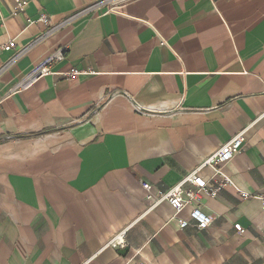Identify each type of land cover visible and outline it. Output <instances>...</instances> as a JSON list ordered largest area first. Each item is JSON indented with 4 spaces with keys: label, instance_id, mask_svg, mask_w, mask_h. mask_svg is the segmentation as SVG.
<instances>
[{
    "label": "crops",
    "instance_id": "crops-1",
    "mask_svg": "<svg viewBox=\"0 0 264 264\" xmlns=\"http://www.w3.org/2000/svg\"><path fill=\"white\" fill-rule=\"evenodd\" d=\"M98 1L15 15L0 0V46L15 45L0 70L26 50L0 72V264H264V0H134L66 22ZM243 130L233 184L199 200L212 224L181 228L190 207L154 198Z\"/></svg>",
    "mask_w": 264,
    "mask_h": 264
},
{
    "label": "built area",
    "instance_id": "built-area-1",
    "mask_svg": "<svg viewBox=\"0 0 264 264\" xmlns=\"http://www.w3.org/2000/svg\"><path fill=\"white\" fill-rule=\"evenodd\" d=\"M134 0H100L96 3L88 5L68 19L66 22L74 20L76 17L89 14L91 12L96 11L98 8H104L108 12L113 13H121L123 6L126 2H131ZM28 5V0H15V7L13 10V14H18L23 12ZM38 21L43 24H49L50 20L45 13H41ZM58 26L53 28L51 31L57 29ZM15 47L14 42L10 41L3 46H0V53L2 50H12ZM26 50H21L16 54V56L7 63L0 72L8 69L10 65L17 60ZM61 57V53L57 55ZM56 55L54 54L52 57L48 58L44 61L41 66L34 69L32 74L28 77V79L22 84V87L30 86L38 77L43 74L49 73V67L47 66ZM78 71H72V75L77 74ZM245 130L240 131L236 135H234L230 140L221 145L216 151H214L211 155L206 157L203 164L189 172L183 179L171 187L168 191H159L156 196L155 201L159 202L162 200H167L170 205L175 210L176 214L181 213L185 208L190 207L189 210V219L179 218V224L181 228H185L190 224V221L195 223L198 229H205L210 226L213 222V218L205 213L199 204V200L202 194H206L210 197H216L218 193L226 186L232 185L231 177L227 176L222 168L229 163L235 155L240 153L245 144H246V136ZM210 166L215 171V176L212 179H206L200 174V170L202 167ZM144 189L148 192L151 190V185L148 182L142 183ZM151 197V195H149ZM263 207H264V195L260 197ZM234 227L240 233L244 232V229L240 224H235ZM125 244V232H121L116 237H114L110 241V245L114 247H121ZM137 264H145V262L140 261Z\"/></svg>",
    "mask_w": 264,
    "mask_h": 264
}]
</instances>
